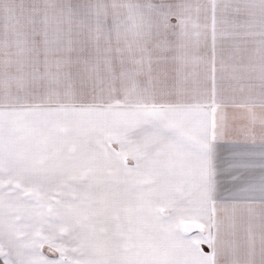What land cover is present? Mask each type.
Returning <instances> with one entry per match:
<instances>
[{"label": "snow or ice", "instance_id": "6c2138e0", "mask_svg": "<svg viewBox=\"0 0 264 264\" xmlns=\"http://www.w3.org/2000/svg\"><path fill=\"white\" fill-rule=\"evenodd\" d=\"M0 264H264V0H0Z\"/></svg>", "mask_w": 264, "mask_h": 264}, {"label": "crops", "instance_id": "0c3cea01", "mask_svg": "<svg viewBox=\"0 0 264 264\" xmlns=\"http://www.w3.org/2000/svg\"><path fill=\"white\" fill-rule=\"evenodd\" d=\"M230 45H231V41L228 40V39H225V41H224V47L225 48H229ZM228 111L230 112L231 110L229 109ZM232 147L233 146H232V143H231L230 140L229 141H222L220 143L219 148H218V151H219V154H220L222 160L224 158H226L230 154V152L232 151ZM220 183H221V191H222V193L223 192H226V189L229 186L228 178H227L226 175H221V177H220ZM202 247H204L205 249L207 248L206 245H203Z\"/></svg>", "mask_w": 264, "mask_h": 264}, {"label": "rangeland", "instance_id": "374dc122", "mask_svg": "<svg viewBox=\"0 0 264 264\" xmlns=\"http://www.w3.org/2000/svg\"><path fill=\"white\" fill-rule=\"evenodd\" d=\"M225 49H226V53H227V49H228V48H225Z\"/></svg>", "mask_w": 264, "mask_h": 264}]
</instances>
